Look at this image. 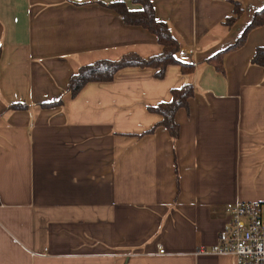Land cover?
Segmentation results:
<instances>
[{
  "label": "crops",
  "instance_id": "crops-1",
  "mask_svg": "<svg viewBox=\"0 0 264 264\" xmlns=\"http://www.w3.org/2000/svg\"><path fill=\"white\" fill-rule=\"evenodd\" d=\"M151 1L194 73L127 68L71 98L83 65L161 52L102 4L141 5L0 0V264H235L198 251L217 244L237 202L264 203V69L251 63L264 26L224 57V74L205 60L264 0ZM234 2L243 13L228 28ZM187 83L196 92L176 115L179 137L149 133L162 119L149 107Z\"/></svg>",
  "mask_w": 264,
  "mask_h": 264
},
{
  "label": "trees",
  "instance_id": "trees-1",
  "mask_svg": "<svg viewBox=\"0 0 264 264\" xmlns=\"http://www.w3.org/2000/svg\"><path fill=\"white\" fill-rule=\"evenodd\" d=\"M133 4L141 5L140 11H132L127 5L120 2L111 4H102L108 10L117 12L125 25L143 28L153 35L159 46L162 48L159 54L154 56H141L135 52H128L120 59H100L96 62L83 65L78 69L69 80V93L71 98L76 97L89 83H109L112 82L115 75L127 68H150L155 70V78L163 79L169 66H180L183 75L193 74L195 67L192 63L183 62L179 55L181 51V42L173 34L168 24L159 21L156 18V11L151 0H132ZM234 12L226 19V27L233 26L243 13V7L238 2H234ZM252 22L245 28L239 39L230 47L215 54L212 58L205 60V63L222 74L225 73L223 64L224 57L235 49L243 47L251 31L264 26V8L259 10L251 20ZM251 63L261 66L264 69V46L259 47ZM196 89L193 84L187 83L181 88L173 89L171 92L172 101L159 103L156 107H149V111L161 116V121L149 131L153 133L159 127L168 130L173 140L177 139L180 134V127L176 123V115L179 110H188L191 99L195 95ZM64 100L58 99L50 103H42V107H55L62 105ZM27 104H11V110H25Z\"/></svg>",
  "mask_w": 264,
  "mask_h": 264
},
{
  "label": "built area",
  "instance_id": "built-area-1",
  "mask_svg": "<svg viewBox=\"0 0 264 264\" xmlns=\"http://www.w3.org/2000/svg\"><path fill=\"white\" fill-rule=\"evenodd\" d=\"M230 213L217 244L198 254L230 256L235 264H264V203L239 201Z\"/></svg>",
  "mask_w": 264,
  "mask_h": 264
}]
</instances>
